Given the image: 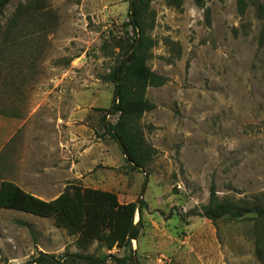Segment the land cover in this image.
Segmentation results:
<instances>
[{
    "label": "rangeland",
    "instance_id": "rangeland-1",
    "mask_svg": "<svg viewBox=\"0 0 264 264\" xmlns=\"http://www.w3.org/2000/svg\"><path fill=\"white\" fill-rule=\"evenodd\" d=\"M127 1L12 0L0 12V182L45 202L71 185L114 193L121 204L143 195L131 246L139 264H264V221L212 222L202 212L211 184L220 201L257 203L264 195L257 1L248 0L243 16L235 0H206L204 9L192 0L181 9L151 3L156 45L147 66L167 82L146 91L155 108L140 125L155 153L144 192V174L125 164L101 120L112 102L113 86L101 80L117 62L111 46L132 36L123 28ZM10 112L23 125L5 143ZM75 239L52 218L0 209V264L38 253L128 254L96 242L82 252Z\"/></svg>",
    "mask_w": 264,
    "mask_h": 264
},
{
    "label": "trees",
    "instance_id": "trees-1",
    "mask_svg": "<svg viewBox=\"0 0 264 264\" xmlns=\"http://www.w3.org/2000/svg\"><path fill=\"white\" fill-rule=\"evenodd\" d=\"M12 0H0V12ZM154 0H128L127 22L123 28L132 36L115 41L111 50L117 56L116 64L101 80L112 84V102L107 110H102L104 134L117 145L123 160L133 171L144 174L142 190L145 191L147 174L145 169L154 158V149L145 141L140 120L143 114L154 110V105L146 98L149 88H159L167 79L154 73L147 61L156 42L150 37L154 28L155 13L150 9ZM169 8L181 9L185 0H163ZM206 0H192L194 5L204 9ZM256 16L262 20L264 28V0H256ZM239 16H243L249 6L248 0H235ZM209 25V10L205 9ZM127 32V31H126ZM116 117L115 123L106 120ZM143 194V193H142ZM143 195L134 201L121 204L114 193L80 186H67L54 200L45 202L20 189L10 181L0 184V209L17 210L40 218H52L55 225L75 236L76 247L86 252L93 242L108 251L128 249L122 258L115 255L64 252L59 256L38 253L25 264H139L132 249V241L138 240L139 224L146 203ZM264 195L262 202L247 203L244 200L234 203L218 200L215 186L209 187L208 203L202 208L203 216L212 221L226 219L238 222L247 215L264 221ZM138 222L134 223L135 218Z\"/></svg>",
    "mask_w": 264,
    "mask_h": 264
},
{
    "label": "crops",
    "instance_id": "crops-1",
    "mask_svg": "<svg viewBox=\"0 0 264 264\" xmlns=\"http://www.w3.org/2000/svg\"><path fill=\"white\" fill-rule=\"evenodd\" d=\"M1 112L2 111L0 110V125H1V121H2V113ZM4 116H6V120H7L6 126H8L7 127L8 132L6 134L7 136L4 138V140H5V143H9L15 137V134L17 133V131L21 128V126L23 124L22 123L20 124L21 117L17 113L10 112L8 115H4ZM25 133H26V131H25ZM2 182H3V180H1L0 184Z\"/></svg>",
    "mask_w": 264,
    "mask_h": 264
}]
</instances>
